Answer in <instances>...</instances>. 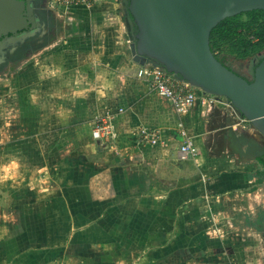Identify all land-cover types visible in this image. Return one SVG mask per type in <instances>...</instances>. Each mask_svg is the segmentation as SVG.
<instances>
[{"label": "crops", "instance_id": "1", "mask_svg": "<svg viewBox=\"0 0 264 264\" xmlns=\"http://www.w3.org/2000/svg\"><path fill=\"white\" fill-rule=\"evenodd\" d=\"M162 101L171 119L165 111L158 122H148L162 126L159 144L140 142L137 130L146 125L127 108L116 122V143L99 146L91 135L77 146L81 155L67 163L58 158L66 167L60 182L46 196L20 203L16 218L1 219L0 264H193L214 244L210 235L220 220L233 224L240 210L264 208L263 198L246 191L262 179L251 160L260 164L261 153L251 155L249 143H240L241 154L206 155L211 113L221 123L214 132L225 130L228 142L240 130L228 127L231 117L200 105L182 115L205 156L181 160L180 116L170 100ZM169 143L179 145L175 153Z\"/></svg>", "mask_w": 264, "mask_h": 264}, {"label": "rangeland", "instance_id": "2", "mask_svg": "<svg viewBox=\"0 0 264 264\" xmlns=\"http://www.w3.org/2000/svg\"><path fill=\"white\" fill-rule=\"evenodd\" d=\"M47 4L54 19L48 40L0 71V227L2 220L17 217L20 203L40 194L46 196V190L60 182L66 167L58 161L67 163L82 154L77 146L91 139L96 115L122 108L118 120L127 108L136 109L144 125L150 127L153 125L148 122H158L165 111L169 119L172 116L162 97L151 92L149 82L137 77L127 0H99L92 7L67 9L55 5V0H47ZM217 52L225 65L243 77L252 76L251 56L242 57L227 46ZM208 120L213 134L207 140L212 150L206 155L212 156L214 151L222 156L241 154L238 146L244 143L259 147L256 153L250 151L251 155L261 153L264 136L241 130L238 138L229 139L231 150L226 152L225 143L230 144L221 134L225 130L214 132L221 123L213 113ZM167 145L173 153L179 146ZM198 156H205L202 148ZM251 160L255 166L252 172L263 176L246 191L253 198L264 199V168ZM218 225L209 234L214 244L193 264H264L262 203L257 209L240 210L233 224L222 219Z\"/></svg>", "mask_w": 264, "mask_h": 264}, {"label": "water", "instance_id": "3", "mask_svg": "<svg viewBox=\"0 0 264 264\" xmlns=\"http://www.w3.org/2000/svg\"><path fill=\"white\" fill-rule=\"evenodd\" d=\"M25 1L0 0V37H5L0 51L33 33L19 32L28 26L22 17ZM128 1L136 26L131 51L137 63L161 65L196 88L227 97L264 136V59L248 80L219 60L210 45L211 31L222 20L264 10V0Z\"/></svg>", "mask_w": 264, "mask_h": 264}, {"label": "built area", "instance_id": "4", "mask_svg": "<svg viewBox=\"0 0 264 264\" xmlns=\"http://www.w3.org/2000/svg\"><path fill=\"white\" fill-rule=\"evenodd\" d=\"M99 0H55V5L69 8L75 5L92 7ZM137 77L149 82L151 89L160 97L170 100L174 111L180 116L177 122V132L181 138L179 158L188 160L199 155L195 137L190 134L182 115H186L192 107L200 105L206 111L219 109L228 114L231 121L228 127L249 132L257 131L251 121L243 116L225 96H219L205 92L192 86L178 75L168 72L163 66L153 62L139 64ZM122 108L118 111L107 110L96 115L92 130L93 138L101 144L111 143L118 139L119 133L116 122ZM137 137L141 143L155 146L160 142V130L156 127L142 126L137 130Z\"/></svg>", "mask_w": 264, "mask_h": 264}, {"label": "trees", "instance_id": "5", "mask_svg": "<svg viewBox=\"0 0 264 264\" xmlns=\"http://www.w3.org/2000/svg\"><path fill=\"white\" fill-rule=\"evenodd\" d=\"M128 2L127 0V6ZM127 6L126 9L131 29L135 36L136 26ZM210 45L213 53L219 60L221 59L218 57L217 50L224 46L229 47L231 51L236 52L242 57L251 56L253 61L255 60L253 65L254 70V67L264 59V10L257 9L242 12L222 20L211 31ZM257 159L264 168V151ZM261 174L260 172L259 175Z\"/></svg>", "mask_w": 264, "mask_h": 264}, {"label": "flooded vegetation", "instance_id": "6", "mask_svg": "<svg viewBox=\"0 0 264 264\" xmlns=\"http://www.w3.org/2000/svg\"><path fill=\"white\" fill-rule=\"evenodd\" d=\"M25 6L26 7L22 12V17L26 19L28 26L26 29H22L19 32L33 33L21 40H18L13 45H8L2 51H0V71L8 63L12 62L13 60L19 59L30 48L44 44L49 38L50 27L54 24V19L52 13L50 12L51 9L47 4V0H28L25 1ZM29 7L31 9L30 11L28 9ZM8 36H11V34H8ZM4 38L5 37L2 36L0 37V40ZM245 78L248 80H252L253 72L250 78ZM254 146L250 145V147L253 148L250 151L256 153L259 147Z\"/></svg>", "mask_w": 264, "mask_h": 264}]
</instances>
